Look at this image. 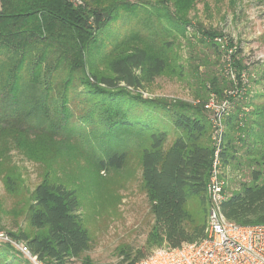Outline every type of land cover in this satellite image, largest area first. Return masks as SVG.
I'll return each mask as SVG.
<instances>
[{
  "label": "trees",
  "instance_id": "16d2710c",
  "mask_svg": "<svg viewBox=\"0 0 264 264\" xmlns=\"http://www.w3.org/2000/svg\"><path fill=\"white\" fill-rule=\"evenodd\" d=\"M198 1L0 0V175L6 192L18 194L23 183L9 164L12 148L46 165L88 155L100 172L122 171L130 149H137L153 225L143 250L120 248L116 264H136L157 248L205 237L215 151L205 101L143 99L131 92L168 72L183 75L173 48L190 28L224 65L229 61L238 79L219 160L222 167H246L249 181L221 203V214L240 226L264 225V60L256 62L262 102L247 112L253 97L239 80L244 74L249 81V66L230 39L192 27L189 15ZM119 23L128 29L121 32ZM227 83L225 90L211 79L210 96L231 100ZM170 130L178 136L165 149ZM189 200L198 202L202 216L187 212ZM27 201L26 229L9 237L46 264H67L89 249L74 190L46 172ZM13 253L0 244V264H16Z\"/></svg>",
  "mask_w": 264,
  "mask_h": 264
},
{
  "label": "rangeland",
  "instance_id": "374dc122",
  "mask_svg": "<svg viewBox=\"0 0 264 264\" xmlns=\"http://www.w3.org/2000/svg\"><path fill=\"white\" fill-rule=\"evenodd\" d=\"M189 19L193 28L201 27L221 34L230 39L232 45L239 50L237 58L249 66L246 73L249 77V95L253 97V101L246 110L251 111L262 102L259 97L262 89L258 83L259 67L256 62L264 60V0H235L233 5L228 0H199L190 12ZM119 24L121 32L128 29L123 23ZM173 49L178 56L179 65L182 66L180 70L183 75L168 72L146 84L144 89L131 91L133 94H138L143 99L189 104L205 101L206 105L211 97L207 88L211 79H215L218 87L226 90L228 83L223 77L224 63L220 54L201 44L200 36L192 28L188 29L187 39H178ZM247 118L249 116L245 119ZM92 128L86 129L87 135ZM211 134L210 128L207 137L213 146ZM176 136L178 135L170 130L165 149ZM87 156L76 161L72 157L68 159L64 156L46 165L42 161L29 160L22 152L12 148L9 152V164L20 175L22 190L16 195H9L3 176L0 175V231L16 233L26 229L24 213L28 195L48 172L51 181L64 184L75 191L83 226L90 238L89 249L67 264H116L119 260L117 251L120 248L143 250L153 218L142 189L139 151L130 149L126 166L119 172H100L94 168ZM224 172L229 177L226 190L229 196L237 190L241 182L249 181L248 169L244 166L241 170L229 166ZM208 208L207 200L206 225ZM185 209L191 216H202V209L196 200H189ZM9 258L16 260V264H29L16 252Z\"/></svg>",
  "mask_w": 264,
  "mask_h": 264
},
{
  "label": "built area",
  "instance_id": "2783aa9c",
  "mask_svg": "<svg viewBox=\"0 0 264 264\" xmlns=\"http://www.w3.org/2000/svg\"><path fill=\"white\" fill-rule=\"evenodd\" d=\"M221 43V39L217 40ZM228 53H232L231 50ZM228 64L224 65L223 76L233 87L228 93L230 99L217 100L211 97L206 104L211 121V139L214 159L206 196L209 202L205 237L193 244H185L180 248H157L145 259L136 264H264V225L240 226L227 221L221 214V203L229 195L226 190L229 177L219 160L225 132L224 119L230 114L236 99L238 79ZM241 86L248 89L249 81L242 74ZM0 244H8L14 252L22 255L29 264H46L31 253L27 245L16 241L6 233L0 231Z\"/></svg>",
  "mask_w": 264,
  "mask_h": 264
}]
</instances>
